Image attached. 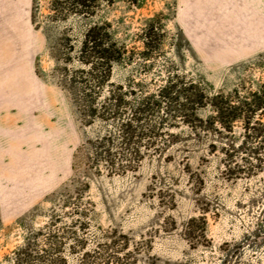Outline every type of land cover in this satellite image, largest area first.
Here are the masks:
<instances>
[{"label": "rangeland", "instance_id": "obj_1", "mask_svg": "<svg viewBox=\"0 0 264 264\" xmlns=\"http://www.w3.org/2000/svg\"><path fill=\"white\" fill-rule=\"evenodd\" d=\"M32 8V0H0V264H11L26 237L69 225L81 211L89 228L78 237L93 246L117 231L137 248L135 264H220L224 252L232 264H264V146L260 162L241 152L228 158L226 139L178 117L164 121L166 132L143 133L144 144H174L161 156L150 149L134 172L111 174L99 162L89 175L74 173L76 149L105 129H81L52 59L62 37L78 41L93 23L106 25L126 51L112 79L139 86L132 100L154 96L167 79L196 85L207 97L198 118L208 126L213 97L264 92V0H113L96 3L90 20L56 19L51 0H37L34 23ZM148 28L157 34L146 58ZM253 122L264 123V111ZM243 127L237 121L226 135L235 145ZM229 159L237 170L226 171ZM192 218L205 220V239L197 222L190 246L184 227ZM66 256L77 264V250Z\"/></svg>", "mask_w": 264, "mask_h": 264}, {"label": "trees", "instance_id": "obj_2", "mask_svg": "<svg viewBox=\"0 0 264 264\" xmlns=\"http://www.w3.org/2000/svg\"><path fill=\"white\" fill-rule=\"evenodd\" d=\"M112 2L113 0H51V8L55 13L54 18L59 20H90L94 17L93 9L96 3ZM32 4L31 20L34 23L37 0H32ZM107 28L106 25L93 23L78 41L62 37L53 48L52 59L56 65H62L58 70L55 69L56 85L67 95L81 129L95 125L105 129L101 136L95 134L93 139L86 138L76 149L71 166L74 173L82 167L83 173L89 175L87 170L98 171L99 162L103 163L106 171L111 174L134 172L150 149L156 147L155 152L161 156L174 144L172 141H163L160 146L152 142L144 144L143 133L154 135L158 134L156 131L166 132L172 126H166L164 121L178 117L198 121L202 130L226 139L222 144V151L228 158L232 157L228 154L232 151L243 153L245 157L242 159L245 162L261 161L264 123L253 122L255 113L264 111V92L261 87L244 100H234L233 96L226 99L215 96L210 99L212 116L208 119V126L198 118L199 107L206 103L207 97L204 90L196 85H185L177 79H167L154 96H147L139 101L132 100L135 95L134 86L137 85L130 82L115 83L112 79L114 68L125 61L126 51L123 46L117 45ZM156 34L152 28L144 31L143 57L147 58L149 53L155 51L150 47V42ZM160 113L163 115L160 116ZM150 118L160 121L158 127H147L145 123ZM237 121L243 123L244 136L242 141L235 145L234 140L226 135L231 132L232 124ZM215 123L220 125L219 130L213 128ZM189 129L195 131L192 126ZM210 147L214 149L216 146ZM225 169L227 172L237 170V163L229 159ZM77 214L78 220L69 225L52 230L55 225L50 224L26 237L13 252L11 264H68L66 255H72L76 250L79 253L77 264L137 262V248L134 251L129 250L126 236L117 231L111 232L93 246L89 245L86 238L78 237L77 231H85L89 225L84 211ZM200 221V238L205 239L203 218H192L184 227V236L190 246L195 245V238L192 237L195 233L194 224ZM221 255L220 264H232L231 255L226 252Z\"/></svg>", "mask_w": 264, "mask_h": 264}]
</instances>
